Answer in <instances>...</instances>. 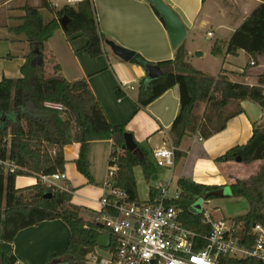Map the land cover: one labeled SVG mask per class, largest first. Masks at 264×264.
<instances>
[{
	"label": "trees",
	"instance_id": "16d2710c",
	"mask_svg": "<svg viewBox=\"0 0 264 264\" xmlns=\"http://www.w3.org/2000/svg\"><path fill=\"white\" fill-rule=\"evenodd\" d=\"M54 1L40 0L39 6L27 4L25 15L17 19L19 23L7 27L11 34L23 36L31 50L21 67V77L4 78L0 82V242L12 244L24 229L62 220L69 226L71 238L66 249L55 254L49 264H87L86 258L95 252L101 236L97 223L81 218L83 208L71 204L73 190L70 193L52 190L40 181V177L65 173V148L79 144L77 169L93 184L89 152L90 145L97 141L113 142L109 166L116 167V186L128 192L133 202H139L134 169L141 167L148 182L156 175V169L148 151L138 143L145 155L144 162L124 149L125 135L129 132L124 125L110 123L87 80L70 82L59 75V66L54 68L53 76H47L46 43L61 29L63 19L68 20L63 31L69 42L85 40L79 52L92 58L104 54L105 37L99 30L92 1L66 4L60 9L54 6ZM258 1L259 6L233 34L227 49L233 56L240 50L245 51L250 64L254 62L253 66L264 56V0ZM44 11L53 18L47 21ZM213 53L217 55L215 49ZM132 62L144 68L157 65L164 72L162 78L151 81L148 86L141 84L140 107H146L169 89H179L181 110L169 133L176 149V164L184 158L178 149L189 134L209 139L222 132L231 119L243 113L240 104L245 101L258 104L264 110V73L259 76L257 86L233 83L223 72L218 78L209 77L189 64L184 45L176 50L173 60L151 64L135 54ZM117 92L121 96V92ZM202 105H206L205 112L198 116ZM114 155L117 157L115 163L111 161ZM238 159L244 164L264 162V124L254 127L247 144L230 149L217 162ZM19 177H35L38 181L33 186L18 189ZM178 186L183 196L176 205L184 209L181 217L184 224L197 232L208 230L202 225L204 213L191 212L190 208L197 198L217 197L209 193L219 187L184 178L178 181ZM230 188L232 197L245 199L250 204L245 216L235 218L237 223H243L246 238L254 226L264 227V165L256 176L236 180ZM29 192L32 194L27 198L25 195ZM156 195L157 190L151 187L150 199ZM250 240L255 243L256 238ZM0 264H17V259L0 253ZM221 264L263 263L256 259H225Z\"/></svg>",
	"mask_w": 264,
	"mask_h": 264
},
{
	"label": "crops",
	"instance_id": "0c3cea01",
	"mask_svg": "<svg viewBox=\"0 0 264 264\" xmlns=\"http://www.w3.org/2000/svg\"><path fill=\"white\" fill-rule=\"evenodd\" d=\"M59 1L53 2L57 9L66 5V2L60 6L57 5ZM91 1L96 12L99 30L105 37L104 54L92 58L79 52L85 40L80 38L69 42L61 28L46 43L45 65L48 63L52 69L51 74H46L53 76L54 68L59 66V75L68 81L87 80L110 123L116 126L124 125L134 136L136 143L143 148L145 145H148L152 151L163 148L170 138V130L181 110L178 87L169 89L146 107H140L138 104L140 86L142 83L146 86L149 84L145 68L133 62H124L112 52L106 42H112L132 51L151 64L173 60L176 50L171 45L166 25L147 0ZM163 1L180 16L186 25V39L193 35L201 38V34H206L207 28L213 24L218 25L220 38L211 50L214 57L223 58L218 76L223 72V75L233 83L258 85L259 76L264 73V56L257 59L255 66L249 63L247 67H237L235 60L241 57L250 60L249 55L243 50L238 51L236 56L227 53L233 34L259 6L258 0ZM208 3L210 4L206 9ZM27 4L39 6L40 0L0 2V41L9 43V48L0 44V82L4 78L19 79L25 57L30 53V45L24 37L15 36L7 30V27L16 26L19 23L17 19L25 15L24 7ZM45 13L47 12H43L44 17ZM47 14L49 18L46 20L49 21L53 15ZM210 34L212 36H209ZM213 37L215 33L209 31L205 39L209 40ZM194 44L184 46L188 52V62L192 67L191 54L200 50ZM214 49L217 55L213 53ZM252 68H258L259 71ZM193 69L195 70L194 67ZM199 72L207 75L202 71ZM218 76L212 78H218ZM121 81L129 82L134 89L121 90L119 88ZM240 107L243 113L231 119L222 132L209 139H203L199 134H189L184 138L178 149L184 154V158L176 164L173 181L177 173V183L184 178L197 184L218 186L220 189L230 187L236 180H249L259 173L264 165L263 161L251 164L237 161L217 162V159L230 149L247 144L252 138L254 127L264 124V110L258 104L245 101L240 104ZM107 150L112 152V141H97L90 145L89 161L93 184H90L77 169L75 162L80 155V145L67 146L64 151L67 179L60 185L69 191L73 190L71 204L97 217V225L102 216L100 200L104 194V187L101 185L104 175L100 166L105 168L107 164ZM21 178L19 177L16 181L18 189L33 186L38 181L35 177L29 178L32 180L30 183L19 186ZM83 216L86 214H81L82 219H84ZM84 220L90 222V220ZM70 238V228L64 221L43 222L38 226L20 231L12 244H3L4 242L1 241L0 253L14 256L17 264H49L55 254L66 249Z\"/></svg>",
	"mask_w": 264,
	"mask_h": 264
},
{
	"label": "built area",
	"instance_id": "2783aa9c",
	"mask_svg": "<svg viewBox=\"0 0 264 264\" xmlns=\"http://www.w3.org/2000/svg\"><path fill=\"white\" fill-rule=\"evenodd\" d=\"M84 1L65 0L67 5ZM119 88L134 89L127 81H121ZM168 143L169 147L153 150L156 165L168 169L172 175L155 188L157 195L153 200L149 197L146 202H133L128 192L116 186V167L109 166L100 200L99 224L103 226L101 236L109 235L111 244L104 249L106 258L97 253V247L87 256V264H221L225 259H256L264 264V227L254 226L245 238L243 223L217 220L208 212H204L202 220L208 230L197 232L184 224L181 218L184 209L176 205L183 191L178 183L172 187L176 149L170 138ZM111 161L115 163L117 157L112 156ZM66 179L65 173L40 177L46 187L70 193L60 185ZM251 237L256 238L255 243H251Z\"/></svg>",
	"mask_w": 264,
	"mask_h": 264
},
{
	"label": "rangeland",
	"instance_id": "374dc122",
	"mask_svg": "<svg viewBox=\"0 0 264 264\" xmlns=\"http://www.w3.org/2000/svg\"><path fill=\"white\" fill-rule=\"evenodd\" d=\"M3 1L4 0H0V2H3ZM64 2H65L64 0H60L57 3V5L60 6L64 4ZM209 4L210 3L206 5V9L209 7ZM45 18L47 20L49 18V15L47 13H45ZM209 31H213L215 33V37L210 38L209 40H206L205 37ZM219 34H220V31L218 30V25L213 24L212 26L207 28L206 34H201L202 35L201 38H199L197 35H196L197 37L193 35L191 37H188V39H186L183 44L184 46H191V44L195 43L194 46L200 49L198 51L194 50L195 52L191 54L190 62L192 63L196 71H202L210 77L218 76L220 72V68L222 67V63H223L222 57L216 58L211 54L212 47L215 45L217 39L220 38ZM193 39L195 40L193 41ZM0 44L4 46L5 48H9V43H7L6 41H0ZM197 53H201L202 55L204 54V56H201L198 59V57L196 56ZM249 63H250V60L249 58H246V57H241L235 60V64L237 65V67H247ZM50 67H49V64L46 63V73L48 75L51 74L52 72V69ZM252 69H256V71H259L258 68H252ZM205 108H206V105H202L199 108L198 116L203 115V113L205 112ZM165 146L169 147V143L167 142ZM145 148L148 151L149 159L155 165V169H156L155 176L158 177V179L154 180L153 178L148 182L144 176L143 169L141 167H137L134 169V174H135L136 184H137V191H138V199L141 202H146L148 200L151 187H155V188L159 187V185H162L163 182L164 183L167 182L171 176V172L168 169L160 168L156 165V162L153 157V151L150 149V147L148 145H145ZM101 150L103 153L104 151H103L102 146H101ZM102 153H101V156H103ZM107 153H108V156H107L108 158H107V164L105 168H102L104 166H100L101 171L103 172V175H104V178L101 184L103 185V187H104L106 180L108 179V172H109L108 163H109V154L111 153V150H107ZM29 178H33V177H22L21 179H19L18 185L22 186L23 184L26 185L30 183L32 180ZM177 178H178V174L175 173L172 187L176 186ZM95 186L97 187V185ZM31 194L32 193L29 192V193H26L25 196L29 198ZM210 194L217 195V197H214L210 200H207L205 197L197 198L192 203V206L190 208L191 211L196 212L198 214H203L204 212L211 213L214 216V218L217 220H220L222 218L233 220L237 217L245 215L248 212V209L250 206L248 201L245 199H238V198L232 197L230 187H222L214 192L209 193V195ZM81 214H86V216H83V217L86 220H90V222L97 221V217L93 216L90 212L82 211L80 213V216ZM97 253L104 258L107 257L106 250L102 248H98Z\"/></svg>",
	"mask_w": 264,
	"mask_h": 264
},
{
	"label": "water",
	"instance_id": "95a60500",
	"mask_svg": "<svg viewBox=\"0 0 264 264\" xmlns=\"http://www.w3.org/2000/svg\"><path fill=\"white\" fill-rule=\"evenodd\" d=\"M156 10V12L163 19L167 32L170 38L171 45L173 49L177 50L181 45H183L187 37V27L181 20L180 16L163 0H147ZM68 20L63 19L60 24L61 28L65 29ZM106 44L111 48L112 52L121 60L126 63L132 62L135 58V53L124 48H121L115 45L112 42H106ZM197 57H201V53L196 54ZM148 76V83L151 81L160 79L164 76V72L157 65H147L145 67ZM148 84V85H149ZM124 149L132 152L136 157L139 158L141 162H144L145 155L142 149L136 143L134 136L131 133L125 135V146ZM237 162L241 163V160L238 159ZM157 177H154L156 180ZM196 213V212H195ZM99 229H102L103 226L98 224ZM111 244V238L109 235H102L97 241V247L102 249H108ZM58 264V263H57Z\"/></svg>",
	"mask_w": 264,
	"mask_h": 264
}]
</instances>
